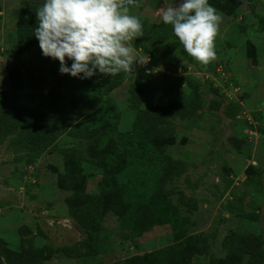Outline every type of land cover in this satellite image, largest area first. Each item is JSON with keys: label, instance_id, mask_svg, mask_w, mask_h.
<instances>
[{"label": "rangeland", "instance_id": "rangeland-1", "mask_svg": "<svg viewBox=\"0 0 264 264\" xmlns=\"http://www.w3.org/2000/svg\"><path fill=\"white\" fill-rule=\"evenodd\" d=\"M42 4L0 0V264H138L178 245L169 225L133 237L109 213L90 255L82 229L105 206L104 181L116 197L131 180L135 115L190 98L191 112L165 118L154 134L167 159L157 198L188 218L185 241H196L185 264H264V0H209L221 21L207 65L162 23L164 0H134L143 35L131 44L149 62L112 76L106 97L118 118L105 128L82 103L54 101L53 60L33 36ZM40 76L47 85L34 93Z\"/></svg>", "mask_w": 264, "mask_h": 264}, {"label": "clouds", "instance_id": "clouds-1", "mask_svg": "<svg viewBox=\"0 0 264 264\" xmlns=\"http://www.w3.org/2000/svg\"><path fill=\"white\" fill-rule=\"evenodd\" d=\"M134 0H43L36 8L34 37L42 55L59 61V73L90 79L97 73L131 74L149 57L137 54L131 42L143 25L128 5ZM157 14L185 53L201 65L216 58L215 39L221 14L209 0H164ZM173 5H178L173 7ZM66 58L71 62L66 63Z\"/></svg>", "mask_w": 264, "mask_h": 264}, {"label": "trees", "instance_id": "trees-1", "mask_svg": "<svg viewBox=\"0 0 264 264\" xmlns=\"http://www.w3.org/2000/svg\"><path fill=\"white\" fill-rule=\"evenodd\" d=\"M264 31V28L262 29ZM66 63L70 66L71 62ZM54 72L57 75V83L53 90L54 101L60 106H65L69 98H72L87 106L97 119L101 128L113 125L118 118L115 113L116 105L106 96L113 85L112 76L97 73L90 79H78L59 73V61L53 60ZM12 83L21 87L18 83L21 74L11 71ZM47 85V79L33 77L31 88L34 93L41 92ZM36 90V91H35ZM194 99H176L167 106L152 110H141L135 115L133 124V142L131 150L132 163L130 164V182L125 186V192L116 197L108 196L107 183L103 184L104 207H98L89 218V226L82 229L84 241L90 249L88 254H95L98 249V241L103 219L109 213L117 216L121 227L131 232L133 237H139L147 228L156 225H169L180 240L178 245L158 250L146 255L138 264H185V252L188 248H196V241H185V233L189 226V220L181 216L180 211L171 203L157 198L158 187L163 181L167 159L157 155L154 145L155 131L158 123L173 115H187L191 112ZM156 114V115H155ZM108 134L103 138L106 143ZM128 168V169H129ZM154 179L157 187L153 193L149 181ZM140 186V188H137ZM138 209L143 212V217L136 216ZM144 218V219H143ZM184 240V241H181Z\"/></svg>", "mask_w": 264, "mask_h": 264}]
</instances>
